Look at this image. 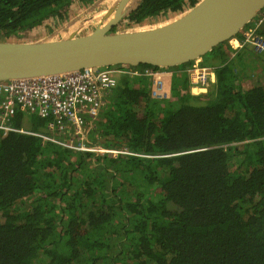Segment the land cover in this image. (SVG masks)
Instances as JSON below:
<instances>
[{"label":"trees","instance_id":"1","mask_svg":"<svg viewBox=\"0 0 264 264\" xmlns=\"http://www.w3.org/2000/svg\"><path fill=\"white\" fill-rule=\"evenodd\" d=\"M73 1L0 0V41L65 22ZM198 1L140 0L125 19ZM197 60L206 91L192 93L188 61L166 68L165 98L128 74L103 96L87 144L129 153L0 132V264H264V55L227 40ZM144 68L158 67H132ZM23 117L13 125L46 132L47 119Z\"/></svg>","mask_w":264,"mask_h":264},{"label":"water","instance_id":"2","mask_svg":"<svg viewBox=\"0 0 264 264\" xmlns=\"http://www.w3.org/2000/svg\"><path fill=\"white\" fill-rule=\"evenodd\" d=\"M139 1L95 0L49 34L62 31L63 38L35 41L23 33L25 40L0 41V80L116 65L171 68L231 39L264 7V0H199L171 19L115 29L121 22L126 26ZM87 26L92 29L78 34Z\"/></svg>","mask_w":264,"mask_h":264},{"label":"built area","instance_id":"3","mask_svg":"<svg viewBox=\"0 0 264 264\" xmlns=\"http://www.w3.org/2000/svg\"><path fill=\"white\" fill-rule=\"evenodd\" d=\"M242 29L240 37L228 40L232 49L252 47L264 55V7ZM169 73L166 68H144L141 71L122 67L84 68L63 74L0 80V132L21 133L39 137L42 142H52L63 148L78 151L118 152L126 150L106 149L100 145L89 146L90 122L96 116L103 96L117 83L122 74L144 75L151 78V96L162 99L167 96L163 79ZM211 71L193 60L189 81L194 86H205ZM36 115L47 119L46 132L27 129L12 124L17 113ZM129 153V152H128Z\"/></svg>","mask_w":264,"mask_h":264},{"label":"rangeland","instance_id":"4","mask_svg":"<svg viewBox=\"0 0 264 264\" xmlns=\"http://www.w3.org/2000/svg\"><path fill=\"white\" fill-rule=\"evenodd\" d=\"M84 8L81 3L79 2V0H74L72 2V4L70 5L69 7V10H68V14H67V20L71 19L73 16H76L79 11ZM66 20V21H67ZM65 21V22H66ZM65 22H59L60 24L61 23H65ZM59 23L56 24V22L54 21H49L47 22V24H41L39 27H36V28H33L32 31L30 32V36L29 38L32 39V40H37V41H44V40H51V39H59V38H63V37H66L65 35H63V32L62 31H59L58 34H55V35H52V36H49V33L50 31H55L57 30L60 26H59ZM156 23L155 21L153 22H146V23H143L141 24L140 26H146V25H151V24H154ZM125 24L123 22H121L119 25H117V27H115L116 29H121V28H133V27H136L137 25L135 24H130V23H126V26H124ZM92 28L87 26V27H84L82 29H79V33L78 34H84L86 33L87 31H90ZM30 39H27V40H30ZM263 57V56H262ZM178 75V74H177ZM167 79L169 78L170 80H174V79H177V76H176V73H172L171 74L169 73L168 76H166ZM206 85H207V82H206ZM205 85V86H206ZM197 88L200 87V86H196ZM24 117H23V121L28 119V123L30 122L31 120V116L30 115H26L24 114ZM35 116V115H34ZM13 124V123H12ZM29 125V124H27Z\"/></svg>","mask_w":264,"mask_h":264},{"label":"flooded vegetation","instance_id":"5","mask_svg":"<svg viewBox=\"0 0 264 264\" xmlns=\"http://www.w3.org/2000/svg\"><path fill=\"white\" fill-rule=\"evenodd\" d=\"M201 87L205 88L204 86H200V88H201Z\"/></svg>","mask_w":264,"mask_h":264}]
</instances>
